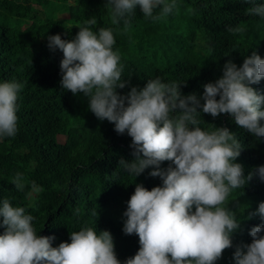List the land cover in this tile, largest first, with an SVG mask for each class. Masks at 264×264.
Masks as SVG:
<instances>
[{
  "label": "trees",
  "instance_id": "1",
  "mask_svg": "<svg viewBox=\"0 0 264 264\" xmlns=\"http://www.w3.org/2000/svg\"><path fill=\"white\" fill-rule=\"evenodd\" d=\"M176 5L159 21L144 17L137 6L125 31L123 22L112 23L106 0H0V82L23 85L17 99L16 135L0 138V204L8 199L13 207H23L34 217L37 235L55 237L53 247L70 243V233L86 227L97 233L108 230L117 259L124 264L139 250V237L126 235L124 224L116 222L110 210L120 205L124 216L136 184L151 190L162 186V180L149 175L153 166L135 178L119 165L122 158L134 159L131 137L118 134L106 119L99 120L83 93L73 95L61 88L63 53L49 49V36L72 40L77 25L85 26L95 17L93 30L111 29L113 50L121 56L122 79L128 83L117 88L118 93L139 90L159 77L181 83V94L194 93L201 104L203 85L219 79L228 60L240 67L253 52L264 58V17L245 11L264 5V0H176ZM59 12L67 17L58 18ZM250 86L264 95V78ZM198 111L202 130L226 127L236 134L241 154L234 162L243 165L245 176L264 165V136L240 128L229 114L213 118ZM170 163L164 161L160 167L166 169ZM17 173L24 177L23 190L10 183ZM32 182L42 190L33 189ZM261 202L264 181L258 175L230 192L225 207L235 213L240 228L231 234L232 247L215 264H235L236 246L251 243L250 229L264 224V219L249 214Z\"/></svg>",
  "mask_w": 264,
  "mask_h": 264
},
{
  "label": "clouds",
  "instance_id": "2",
  "mask_svg": "<svg viewBox=\"0 0 264 264\" xmlns=\"http://www.w3.org/2000/svg\"><path fill=\"white\" fill-rule=\"evenodd\" d=\"M106 6L112 10V23L123 22L127 31L137 6L144 17L159 21L177 5L176 0H106ZM245 11L264 17V5ZM96 24L93 17L85 26L77 25L79 31L72 40L51 35L48 47L63 53L61 88L73 95L83 93L88 109L99 120L106 119L118 134L131 137L134 159L122 158L119 165L135 178L153 166L149 175L162 180V186L151 190L136 184L127 201L123 232L138 235L140 247L124 264H215L232 247L231 234L240 228L235 213L225 207L229 194L244 187L253 175L264 181V165L245 176L243 165L234 162L241 154L236 134L226 127L202 130L198 109L213 118L229 114L240 128L264 136V95L250 86L264 78V58L253 52L240 67L228 60L223 75L203 85V104L194 93L183 96L181 83H166L159 77L121 95L116 89H123L128 81L122 79L119 50H113V31L104 27L94 31ZM22 87L15 81L0 82V138L16 135ZM164 161L171 162L166 169L160 167ZM10 183L18 190L25 186L20 173ZM32 187L42 190L35 182ZM249 215L264 219V202ZM0 217L4 228L0 264H121L108 230L97 233L86 227L70 233V243L53 247L55 237L37 235L34 217L23 207H13L4 199ZM262 232L264 224L250 229L252 241L236 246L235 264H264Z\"/></svg>",
  "mask_w": 264,
  "mask_h": 264
},
{
  "label": "rangeland",
  "instance_id": "3",
  "mask_svg": "<svg viewBox=\"0 0 264 264\" xmlns=\"http://www.w3.org/2000/svg\"><path fill=\"white\" fill-rule=\"evenodd\" d=\"M57 17L58 18H66L67 13L66 12H59L57 14ZM110 212H111V214H112V216L116 222L124 224L125 218H124V216H121L122 212H121L120 205L113 206L112 209L110 210Z\"/></svg>",
  "mask_w": 264,
  "mask_h": 264
}]
</instances>
